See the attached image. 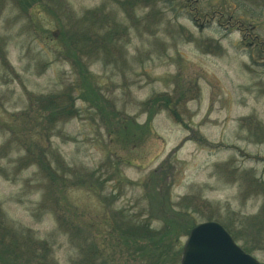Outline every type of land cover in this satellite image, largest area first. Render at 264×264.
<instances>
[{
  "label": "rangeland",
  "instance_id": "1",
  "mask_svg": "<svg viewBox=\"0 0 264 264\" xmlns=\"http://www.w3.org/2000/svg\"><path fill=\"white\" fill-rule=\"evenodd\" d=\"M119 208L152 231L185 216L164 264L205 220L264 263V0H0V257L157 263L105 236Z\"/></svg>",
  "mask_w": 264,
  "mask_h": 264
},
{
  "label": "trees",
  "instance_id": "2",
  "mask_svg": "<svg viewBox=\"0 0 264 264\" xmlns=\"http://www.w3.org/2000/svg\"><path fill=\"white\" fill-rule=\"evenodd\" d=\"M209 13H210V15L212 14L211 12H209ZM214 13L218 14L219 16L223 15L222 11L214 12ZM74 63H76L79 67V62H78L77 58L74 59ZM79 77H81V81L78 84V87L80 89L79 88H77V89H79L80 92L83 93V96L86 97V96H88V94L90 95L91 92H93V90L95 88L93 76L91 74L87 73L86 71H83L79 74ZM89 97L92 99L91 96H89ZM158 97L159 96H157L155 98L158 99ZM70 100H71V98H70ZM163 102H164V104L163 105L159 104L160 106L159 105L156 106L155 110L156 109L160 110V109L165 108V109L171 111V115L173 117L177 118V116H176L177 112L175 110V106L177 104H175L174 102H170V98H168V97ZM153 103H154V101H152V99L149 100L147 103L148 109L150 111L152 110V106H154ZM155 112L148 114L146 117L147 119H146L144 124H145V127L147 128V130L149 128L150 122H151ZM63 115H66V109L62 110L61 116H63ZM126 124L128 126H130L132 124V121H130V122L127 121ZM120 125L122 126L121 130L123 132L125 131L124 132L125 135H127V136L133 135L132 130L130 128H128L126 125H123L122 121L120 122ZM139 129H140L141 135H139V137L137 139H140V137L143 135V125L139 126ZM156 171L157 170L153 171V173L150 175V178H152L154 176V173ZM91 177H92V175H88L87 179L82 178L81 181L83 182V185L86 187V189H88L90 191L91 190L94 191V189H95L94 184H93V182H90L92 179ZM158 177H159L158 181L162 182L164 176L159 175ZM72 184L73 183H71V185ZM155 195H156V197H153L152 200H150V202L147 204L148 212L153 211V208H154L153 206L157 205V204H155L156 202L159 204V210L160 211L164 210V206H166V203L169 200V195L167 194L166 191L163 190V188L159 189V191ZM145 196H148V192H147V194H145ZM112 210H113V212H118V214H116V217L113 218L114 222L112 224H110V228L108 229V232L105 233L106 234L105 236H108V237L112 238L114 241L116 240L117 242H121V241L125 242L126 241L125 244H126L127 250L133 249L134 253L137 252L141 255L144 254V255L148 256L147 258L149 260H153V261L157 262V263H151V264H164L168 260L167 258L169 256V248L170 249L172 248V240H174V234H175V239H176L180 235L186 234L188 231V228H189L182 221L185 219L184 218L185 216L182 214H179V215L173 214L172 216H175V217H173V220H171V221H166V223H165L166 224V231L162 232V231H157V230L152 231V230L148 229V227H146V226L142 227V222H141V220L138 221V219H139L138 216L130 215V214L126 213V210H124L122 208H119L116 210L112 209ZM118 216L120 218H117ZM169 219H171V218H169ZM173 222L175 223L174 226L178 227V231H176V232H172V227L169 228V226L171 224H173ZM146 229H147V231H146ZM141 231H143L144 234L146 232H149L151 234V235L145 234V236H144V239L146 241L143 243V245H145L146 247L143 246L142 244L141 245L139 244L137 247H132L131 244H135V238H137V236L139 235V232H141ZM181 231H183V232H181ZM179 233H182V234H179ZM131 240H132V243H131ZM36 243L39 244V241ZM245 248H246L245 249L246 251H251L250 247H245ZM141 257H143V256H141ZM149 257H151L152 259ZM31 261H35V258H33ZM31 261L29 263H27V262L24 263V262H21V261L16 259V261H14L12 264H35V263H32ZM3 262H6V263H3ZM0 264H11V263H10V261H4L3 258L0 257ZM37 264H39V263H37Z\"/></svg>",
  "mask_w": 264,
  "mask_h": 264
},
{
  "label": "water",
  "instance_id": "3",
  "mask_svg": "<svg viewBox=\"0 0 264 264\" xmlns=\"http://www.w3.org/2000/svg\"><path fill=\"white\" fill-rule=\"evenodd\" d=\"M179 264H264L245 252L217 221L195 224L183 243Z\"/></svg>",
  "mask_w": 264,
  "mask_h": 264
}]
</instances>
